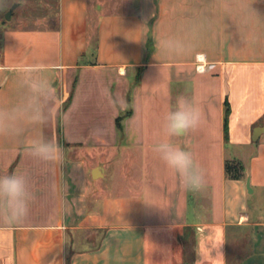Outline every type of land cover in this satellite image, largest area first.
Segmentation results:
<instances>
[{
	"label": "crops",
	"instance_id": "obj_1",
	"mask_svg": "<svg viewBox=\"0 0 264 264\" xmlns=\"http://www.w3.org/2000/svg\"><path fill=\"white\" fill-rule=\"evenodd\" d=\"M108 3L0 0V106L39 66L63 114L0 137V175L26 174L35 194L24 223H0V264H264V0ZM170 34L189 41L182 57L157 51ZM181 95L203 124L170 138L163 116ZM36 136L61 158L29 156ZM164 140L194 153L200 189L153 151Z\"/></svg>",
	"mask_w": 264,
	"mask_h": 264
},
{
	"label": "clouds",
	"instance_id": "obj_2",
	"mask_svg": "<svg viewBox=\"0 0 264 264\" xmlns=\"http://www.w3.org/2000/svg\"><path fill=\"white\" fill-rule=\"evenodd\" d=\"M155 47L165 57L179 58L186 54L189 41L182 35L170 34L157 40ZM40 71L39 66L24 71L18 82L20 99L15 104L0 106V137H18L27 126L44 125L51 119L63 118L57 108V90L38 75ZM109 103L119 106L123 100L120 97L110 98ZM202 124L201 109L192 99L183 95L176 98L174 106L163 116V131L170 138L187 136ZM25 151L32 158L45 162H56L62 155V149L57 143L42 136L29 139ZM153 151L178 178L182 187L195 190L203 186L202 170L190 149L164 140L155 144ZM34 199L35 194L26 174L12 172L0 175V223L5 226L24 223ZM206 262L199 258L197 260V264Z\"/></svg>",
	"mask_w": 264,
	"mask_h": 264
},
{
	"label": "trees",
	"instance_id": "obj_3",
	"mask_svg": "<svg viewBox=\"0 0 264 264\" xmlns=\"http://www.w3.org/2000/svg\"><path fill=\"white\" fill-rule=\"evenodd\" d=\"M224 169L225 174L231 178H240L243 176V167L235 161H225Z\"/></svg>",
	"mask_w": 264,
	"mask_h": 264
},
{
	"label": "water",
	"instance_id": "obj_4",
	"mask_svg": "<svg viewBox=\"0 0 264 264\" xmlns=\"http://www.w3.org/2000/svg\"><path fill=\"white\" fill-rule=\"evenodd\" d=\"M0 8L2 11H4V17L7 18L9 16V13L11 12V7L7 11H5L6 7L4 5H1ZM257 129L258 128L255 129V132ZM255 132H254V134H255Z\"/></svg>",
	"mask_w": 264,
	"mask_h": 264
},
{
	"label": "rangeland",
	"instance_id": "obj_5",
	"mask_svg": "<svg viewBox=\"0 0 264 264\" xmlns=\"http://www.w3.org/2000/svg\"><path fill=\"white\" fill-rule=\"evenodd\" d=\"M103 1V0H102ZM110 1L112 2L113 0H104V2H109L110 3ZM115 1V0H114ZM118 1V0H117ZM120 1V0H119ZM109 3H108V6H109ZM118 9H120L121 7L120 6H118L117 7Z\"/></svg>",
	"mask_w": 264,
	"mask_h": 264
}]
</instances>
